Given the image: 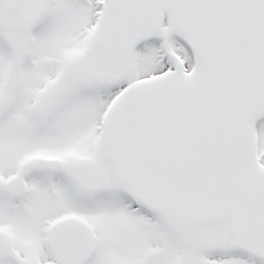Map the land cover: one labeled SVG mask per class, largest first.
Segmentation results:
<instances>
[{
    "label": "snow or ice",
    "instance_id": "6c2138e0",
    "mask_svg": "<svg viewBox=\"0 0 264 264\" xmlns=\"http://www.w3.org/2000/svg\"><path fill=\"white\" fill-rule=\"evenodd\" d=\"M0 264H264V0H0Z\"/></svg>",
    "mask_w": 264,
    "mask_h": 264
}]
</instances>
